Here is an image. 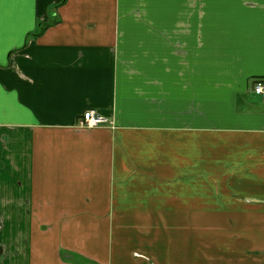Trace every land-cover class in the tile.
<instances>
[{"label": "crops", "instance_id": "obj_1", "mask_svg": "<svg viewBox=\"0 0 264 264\" xmlns=\"http://www.w3.org/2000/svg\"><path fill=\"white\" fill-rule=\"evenodd\" d=\"M259 78L264 0H0V264H264Z\"/></svg>", "mask_w": 264, "mask_h": 264}, {"label": "built area", "instance_id": "obj_2", "mask_svg": "<svg viewBox=\"0 0 264 264\" xmlns=\"http://www.w3.org/2000/svg\"><path fill=\"white\" fill-rule=\"evenodd\" d=\"M253 92L264 99V79H256L253 84ZM80 127L94 129L98 127L113 126L110 116L103 114L95 109L86 110L79 119Z\"/></svg>", "mask_w": 264, "mask_h": 264}, {"label": "rangeland", "instance_id": "obj_3", "mask_svg": "<svg viewBox=\"0 0 264 264\" xmlns=\"http://www.w3.org/2000/svg\"><path fill=\"white\" fill-rule=\"evenodd\" d=\"M162 218H164L167 221V224H168L167 228H169L171 230L173 229V227H171V226H174L175 220L179 219V217H176V216H166V217H162ZM152 219L157 221L156 217H152ZM171 239L173 240V236H171Z\"/></svg>", "mask_w": 264, "mask_h": 264}]
</instances>
